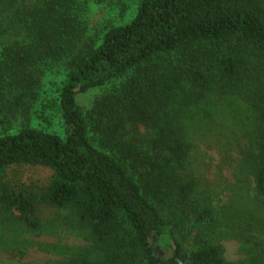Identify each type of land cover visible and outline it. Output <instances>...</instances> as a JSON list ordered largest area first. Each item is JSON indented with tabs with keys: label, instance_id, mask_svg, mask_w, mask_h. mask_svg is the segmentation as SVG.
I'll return each mask as SVG.
<instances>
[{
	"label": "trees",
	"instance_id": "obj_1",
	"mask_svg": "<svg viewBox=\"0 0 264 264\" xmlns=\"http://www.w3.org/2000/svg\"><path fill=\"white\" fill-rule=\"evenodd\" d=\"M105 1L0 0V112L11 98L27 123L35 105L38 125L0 135L1 247L64 257L52 264H231L221 242L240 239L242 217L216 210L192 159L221 131L225 150L242 147L238 181L264 202V0H134L127 21L92 29ZM47 64L64 76L38 105ZM21 165L49 169L50 184L11 187ZM248 226L237 264H264ZM63 233L83 244L25 237Z\"/></svg>",
	"mask_w": 264,
	"mask_h": 264
},
{
	"label": "rangeland",
	"instance_id": "obj_2",
	"mask_svg": "<svg viewBox=\"0 0 264 264\" xmlns=\"http://www.w3.org/2000/svg\"><path fill=\"white\" fill-rule=\"evenodd\" d=\"M125 3V6L123 5ZM134 0H106L100 7L89 9V22L92 29H101L108 23L120 22L128 20L132 12ZM127 7L128 12L125 17L119 15L121 9ZM93 10V11H92ZM45 70L43 79V90L41 93V105L43 101L51 98L54 95L59 83L63 79L64 69L61 65H42ZM102 91L93 90L87 94L78 97V103L82 108H90L94 98L100 95ZM12 102L10 98L9 103ZM7 103V101H6ZM7 105L4 112H0V135L9 133L13 134L18 131V128L24 124H30L37 127V120L34 119V111L37 106H33L30 122L24 123L27 120L23 119L22 115L18 116V106ZM49 130H61L59 125L54 122ZM217 137H222L221 131H215L207 136L206 141L200 143L193 154V168L201 178L202 186L214 191V207L216 210L225 209L226 206H232L233 211L241 215V222L235 223V228L242 230V235L238 238H225L221 244L224 246V256L227 262L237 264L247 257V243L244 242L243 230L252 224L261 232H255L254 235L264 241V202L261 200L263 196L258 197L251 189L255 187L252 181L251 189L243 188L244 183L238 181L241 177L240 170V147L236 142L231 150H225L223 143L219 144ZM236 141V138H234ZM246 143V140L242 142ZM53 173L46 168L38 166H13L6 171L4 181H7L11 187L17 189L28 188H43L50 184ZM253 179V178H251ZM56 209L52 207H42L40 209V217L43 220L51 219L55 216ZM236 215V216H240ZM263 231V232H262ZM63 233L62 237L52 234L45 235H25L28 239H33L38 242L47 244H63L76 245L83 244L81 240H75L73 237H68V234ZM12 239V236H8ZM6 240H8L5 237ZM252 247L256 246L254 241L250 242ZM5 244L0 241V264H52L61 261L64 257L54 252L42 251L36 247H28L24 255H20L17 250H5L1 246ZM188 246V243H185Z\"/></svg>",
	"mask_w": 264,
	"mask_h": 264
}]
</instances>
